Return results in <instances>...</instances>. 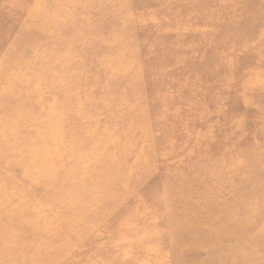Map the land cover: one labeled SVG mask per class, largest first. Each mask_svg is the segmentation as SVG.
Returning <instances> with one entry per match:
<instances>
[{
	"label": "rangeland",
	"instance_id": "1",
	"mask_svg": "<svg viewBox=\"0 0 264 264\" xmlns=\"http://www.w3.org/2000/svg\"><path fill=\"white\" fill-rule=\"evenodd\" d=\"M0 264H264V0H0Z\"/></svg>",
	"mask_w": 264,
	"mask_h": 264
},
{
	"label": "bare ground",
	"instance_id": "2",
	"mask_svg": "<svg viewBox=\"0 0 264 264\" xmlns=\"http://www.w3.org/2000/svg\"><path fill=\"white\" fill-rule=\"evenodd\" d=\"M37 1H38V0H37ZM6 2H7V1H6ZM34 2H35V0H34ZM42 3H43V2H42ZM42 3H41V4H42ZM14 4H15V3H14ZM35 4H37V2H36ZM39 4H40V3H39ZM48 4H49V3H47V5H48ZM30 5H31V4H30ZM39 6H40V5H39ZM75 6H76V5H75ZM114 6H115V5H114ZM33 7H34V6H33ZM31 8H32V7H31ZM36 8H37V7H36ZM42 8H43V7H42ZM28 10H29V9H28ZM42 10H43V9H42ZM29 11H30V10H29ZM33 11H34V10H33ZM30 12H31V11H30ZM42 12H43V11H42ZM27 14H28V11H27ZM31 14H32V13H31ZM44 14H45V13H44ZM44 14H43V15H44ZM31 17H32V15H31ZM32 18H33V17H32ZM28 20H29V19H28ZM29 21H30V20H29ZM27 22H28V21H27ZM38 22H39V21H38ZM40 22H41V21H40ZM22 23H24V22H22ZM22 23H21V24H22ZM30 23H31V22H30ZM27 24H28V23H27ZM27 24H26V25H27ZM34 25H36V24H34ZM19 27H20V26H19ZM36 27H37V26H36ZM38 27H39V26H38ZM43 30H44V29H43ZM44 31H45V30H44ZM38 32H39V31H38ZM15 33H16V32H15ZM19 33H20V32H19ZM20 34H21V33H20ZM26 34H29V33H26ZM14 35H15V34H14ZM27 36H28V35H27ZM13 38H14V37H13ZM51 40H52V39H51ZM58 40H59V39H58ZM65 41H66V40H65ZM65 41H64V42H65ZM42 42H43V41H42ZM66 43H67V42H66ZM66 43H65V44H66ZM85 43H86V41H85ZM40 45H41V44H40ZM59 45H60V44H59ZM6 47H7V46H6ZM43 48H44V47H43ZM80 48H81V47H80ZM25 49H27V48H25ZM28 50H29V49H28ZM112 51H113V50H112ZM67 54H68V53H67ZM69 55H70V54H69ZM69 55H68V56H69ZM49 61H50V60H49ZM53 63H54V62H53ZM56 63H57V62H56ZM57 79H58V78H57ZM52 80H53V79H52ZM22 83H23V82H22ZM24 83H25V82H24ZM54 83H55V81H54ZM55 84H57V83H55ZM55 86H56V85H55ZM50 87H51V85H50ZM83 87H85V84L83 85ZM61 91H62V90H61ZM61 91H60V92H61ZM37 92H38V91H37ZM38 93H39V92H38ZM26 94H27V93H26ZM49 94H50V93H49ZM58 94H59V93H58ZM50 95H51V94H50ZM50 95H49V96H50ZM55 96H56V95H55ZM34 97H35V96H34ZM42 97H44V96H42ZM51 97H53V96H51ZM58 97H59V96H58ZM46 98H47V96H46ZM46 98H45V99H46ZM45 99H43V100H45ZM49 99H50V98H49ZM24 101H25V100H24ZM40 101H41V100H40ZM48 101H49V100H48ZM32 102H33V101H32ZM25 103H26V102H25ZM37 104H39V103H37ZM37 104H36V105H37ZM26 105H28V104H26ZM36 107H37V106H36ZM40 107H42V105H41ZM29 108H30V107H29ZM38 108H39V106H38ZM34 109H35V107H34ZM34 109H33V110H34ZM36 109H37V108H36ZM36 109H35V110H36ZM19 111H20V110H19ZM31 111H32V106H31ZM45 112H46V111H45ZM45 112H44V113H45ZM25 114H26V113H25ZM35 115L37 116V114H35ZM29 116H30V115H29ZM42 116H43V115H42ZM24 117H25V116H24ZM30 118H31V117H30ZM38 118H39V117H38ZM25 119H26V118H25ZM32 119H33V118H32ZM30 123H31V122H30ZM31 126H33V125H31ZM39 126H40V125H39ZM39 126H38V127H39ZM41 126L43 127V125H41ZM3 131H4V130H3ZM29 131H30V130H29ZM27 132H28V131H27ZM39 132H40V131H39ZM21 133H22V132H21ZM40 133H42V132H40ZM25 134H26V133H25ZM27 134H28V133H27ZM27 134H26V135H27ZM32 134H33V133H32ZM32 134H31V135H32ZM72 134H73V133H72ZM151 134H152V133H151ZM18 135H19V134H18ZM75 135H76V134H75ZM22 136H23V135H22ZM26 137H27V136H26ZM26 137H24V138H26ZM32 137H33V136H32ZM34 137L36 138V136H34ZM76 137H77V136H76ZM22 138H23V137H22ZM74 144H75V143H74ZM70 148H71V147H70ZM49 149H50V147H49ZM143 150H144V149H143ZM70 151H71V150H70ZM74 153H75V152H74ZM151 154H152V153H151ZM78 156H79V155H78ZM82 156H83V155H82ZM82 156H81V157H82ZM89 156H90V155H89ZM68 157H69V156H68ZM149 157H150V156H149ZM151 159H152V158H151ZM74 160H75V159H74ZM66 161H67V160H66ZM70 162H71V160H70ZM94 163H95V162H94ZM63 166H65V165H63ZM69 166H70V164H69ZM71 166H72V165H71ZM66 167L68 168V165H66ZM63 168H64V167H63ZM16 171H17V170H16ZM48 173H49V172H48ZM60 180H61V179H60ZM59 182H61V181H59ZM73 182H74V181H73ZM93 184H94V183H93ZM57 190H58V188H57ZM90 197H91V196H90ZM91 198H92V197H91ZM85 201H86V200H85ZM87 202H88V201H87ZM77 203H79V201H77ZM77 203H75V204H77ZM51 204H52V202H51ZM75 204H74V205H75ZM80 206H82V204H80ZM61 207H62V206H61ZM82 207H83V206H82ZM90 207H91V206H90ZM108 209H109V208H108ZM110 215H111V214H110ZM251 225H254V224L251 223ZM256 225H257V224H256ZM249 228L252 229V228H254V227H253V226H249ZM256 228H257V227H256ZM214 231H215V230H211V232H210L209 230H207V232L209 233V235H212V236H219V235H220V232H218V231H215V232H214ZM257 231H258V234H257V236H254V237H261L262 232H260L259 228H257ZM212 233H213V234H212ZM251 238H252V237H251ZM243 243H245V242H243ZM228 246H230V245H228ZM218 247H219L218 244H217L216 246L213 247V248H216V249H217V252H216V253L218 254V256H219V257H222V258H223V256H224V258H229V260L232 261V262H236V260H244V259H251V258H252V256H250L249 253L246 252V251H245L246 253H245L244 251H241V252H243V254H242L243 256L240 257L241 254H235V253H233V251H231L230 249L228 250V253H229V254L226 255V254H225L226 251H224L223 249H221L220 251H218ZM222 255H223V256H222ZM252 255H253V254H252ZM240 258H241V259H240ZM235 259H236V260H235ZM224 260H225V259H224Z\"/></svg>",
	"mask_w": 264,
	"mask_h": 264
}]
</instances>
